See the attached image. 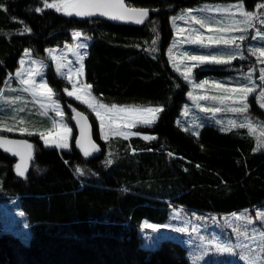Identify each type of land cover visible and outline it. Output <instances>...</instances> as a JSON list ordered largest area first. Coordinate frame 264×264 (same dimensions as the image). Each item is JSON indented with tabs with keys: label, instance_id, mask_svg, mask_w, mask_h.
Instances as JSON below:
<instances>
[{
	"label": "trees",
	"instance_id": "1",
	"mask_svg": "<svg viewBox=\"0 0 264 264\" xmlns=\"http://www.w3.org/2000/svg\"><path fill=\"white\" fill-rule=\"evenodd\" d=\"M126 1L129 7L151 10L143 24L67 16L43 7V0H0L7 9H0V92L26 50L45 60L48 48L63 47L80 32L91 38L84 81L100 103L162 108L155 123L135 130L154 139L102 141L94 114L64 96L59 87L65 80L49 63V84L69 116L75 109L89 117L99 152L84 156L75 145L76 130L70 151L45 148L40 133L51 121L36 115L25 125L32 135L0 130V137L35 146L24 177L15 172V160L0 151V206L23 213L20 224L27 223L33 233L25 243L12 231H0V264H191L187 248L176 240L144 248L143 222L165 224L178 208L216 215L264 208V148L254 150L262 133L231 127L210 114L196 135L182 127L189 86L173 68L168 49L175 37L173 17L199 0ZM220 1H242L249 11L264 4ZM25 27L30 31L24 32ZM208 67L214 72L221 66ZM261 109L253 98L247 115L253 127L264 122ZM11 119L0 116V124L19 123Z\"/></svg>",
	"mask_w": 264,
	"mask_h": 264
},
{
	"label": "rangeland",
	"instance_id": "2",
	"mask_svg": "<svg viewBox=\"0 0 264 264\" xmlns=\"http://www.w3.org/2000/svg\"><path fill=\"white\" fill-rule=\"evenodd\" d=\"M240 4L243 5L245 12H257L260 16V19H264V8H257L255 11H249L242 1L226 3L220 0H199V5H197L195 8H192V14L202 20H205V27L201 28L200 25L196 24L190 19H177L176 22L173 23L175 37L168 49V56L173 68L181 75V77L189 86V93H192V96H189L188 93L189 103L184 106L181 118L183 129L188 130L195 135L198 133V129L202 124V120L207 114H210L213 117H220L229 124L230 122H240V124H242L245 121L248 123L250 120L247 115L250 113L251 100L253 98L256 104L260 106V109L262 108L264 110V107L261 106L260 101V92L264 91V81L259 79V77L264 74L260 71L262 68H264V63L261 62L264 61V57L259 56V52H257L256 55H253V49L264 50V48L261 47L264 45V40H261L260 37L253 39L256 29H259L262 33H264V24H260L258 21H256L255 27H250L246 31H221L222 28L236 27L233 25V21H241L243 19L235 7L236 5ZM230 7L232 8L231 13L216 11V9ZM199 9L205 10L200 11ZM187 10L181 12L175 17L186 15ZM238 27L243 28L245 26L243 24H239ZM197 35H201L205 39V44H207V37L209 36L217 38L223 36L224 38H230L244 35L246 39L244 41L238 40V47L236 45L229 46L224 44L202 46L198 43L187 42L189 39H194ZM90 41L91 38L87 35L82 34L81 37L77 38L75 37L74 33L73 42L66 43L63 47L48 48L46 50L45 60L36 57L32 50H27V55L25 54V51L22 58L20 59V61L23 60L24 63L21 64L19 61V67L17 68L16 72L13 75H7L4 85L2 86L0 95H2L3 99H0V116H9L12 118L11 120L16 119L18 121L23 119V128H26L25 125L28 123L30 115H36L40 118V120H48V122L50 120L51 125L48 124V127L50 128L47 127L43 133L50 132L52 133L53 137L55 136L57 132V125L59 124L61 118L57 116L51 108H48L47 114H45V109L41 107V104H47V99L45 97L33 98L31 93L23 91L25 85L20 83L21 78H28L30 70L40 67L42 70V75L35 76L36 83L40 84L46 81L47 85L53 89L54 96L52 99L60 105V108L63 111V122L66 123L69 128H71L69 148L59 150L66 152L70 151L73 145L75 132V128L72 125L73 116L72 114L69 116L66 113L62 102L57 96L56 90L49 84L47 78V69L48 64L51 63L57 78L65 80V85L59 87V90L62 91L67 99H72L86 106L88 110L94 114L99 126V118L96 116V113L93 112L86 103H83L81 100H77L75 96L68 95V92L77 91L84 97V99H88L93 103L102 104L93 95L91 89L90 96L85 95V93L81 91L84 85H88L84 81L83 69L84 59L86 57V51ZM80 44H84L86 46L77 47ZM241 54L244 56L243 59L240 58ZM190 55L207 56L210 59L211 57H216L217 59L223 60H228L230 56L234 55L236 58L231 59L228 63H204L197 67H192V65L196 64L197 62L186 59V56ZM53 57L58 59H53ZM58 63L60 65L59 71L57 70ZM209 65H219L221 67L215 69L214 72H208ZM81 67L82 72L77 74V70L81 69ZM189 67L191 68V79L186 80L184 78V74ZM17 72H23V77H17ZM249 75H251V80L248 79ZM204 81H208L204 87H196V85L201 84ZM73 83H76V89H73ZM217 85H219V87H217ZM248 85H254L255 90L247 96V111L240 112L229 110L231 108L240 107V92L238 90ZM65 89H67V91H65ZM91 97H94L95 100L92 101ZM193 97H196V99H193ZM13 100H16V102L12 103ZM107 107L112 108L109 106ZM116 108L140 109L143 111L147 108L156 107ZM19 109H23V111H19ZM215 109H219V111H215ZM99 111L101 112V115L105 117L104 131L102 132L99 127L100 139L102 141H106L102 138L105 132L108 133V139L113 137L124 138L123 136L112 134L113 130L108 128V123L109 120L114 117H125L127 114L107 113L104 109H99ZM160 112L156 114L157 119L160 115ZM186 112L187 114H185ZM137 119H139V117H137ZM10 122L11 121H4L2 124H0V130L11 134L21 133L19 129L22 126L17 128L19 123H14V125H12ZM4 125H7V127H12L15 130L8 132L3 127ZM116 125H119V129L121 131L129 133L126 139L134 136H139L142 138L145 136L150 137L146 140L154 139L152 136L140 134L135 131L138 127L151 125L135 123L134 126L128 127L126 120L114 119L113 129H115ZM254 126L258 133H264L262 132L264 130V122H260ZM77 137L75 140L76 146H78ZM40 142L47 149L57 148L55 146L46 147L41 137ZM0 151L13 158L16 164L20 162L18 156L6 153L3 151V149H0ZM34 153L35 146L33 144L32 159L34 157ZM31 160L28 161V168L30 166ZM10 210L11 209L8 206H0V231H12L21 237L22 240H24L25 236H27V243H30L33 236L31 228L28 225L25 227V224H27L25 222L20 224L22 219L19 213H14ZM257 212H264V208L255 209L253 212L241 211L227 215L200 213L178 208L175 211H172L168 221L165 224L159 225L160 227L155 231L151 228L145 227V222L148 224L152 223H149L148 221L143 222L141 229L142 246L146 249L153 250L159 247L162 240L164 239L176 240L179 243L185 245L187 248V258L190 263L193 264V257L200 256L205 251V247L207 246L209 240H215L222 244L232 246L233 252L217 253L215 252L214 248H212L208 251L207 255H205L203 259L198 261V264H248L247 260L242 259V257L245 255L258 253L261 257H264V253L259 252V246L261 243H264V241L253 239L254 235L258 236L259 232L264 230L261 227V225H264V221L257 219L255 215ZM233 214H236V216L250 217L255 221V223L249 224L246 223L244 219H236ZM177 229H186V231H177ZM193 229H196V231H193ZM245 233H247V236L244 235ZM148 237L153 238L151 247L145 246L146 244L150 243V241L147 239Z\"/></svg>",
	"mask_w": 264,
	"mask_h": 264
},
{
	"label": "snow or ice",
	"instance_id": "3",
	"mask_svg": "<svg viewBox=\"0 0 264 264\" xmlns=\"http://www.w3.org/2000/svg\"><path fill=\"white\" fill-rule=\"evenodd\" d=\"M43 7L45 8H53L57 12H63L67 16H78V17H92V16H104L109 17L114 20H120V21H133L136 24H143L145 19L148 17V10L147 9H137L132 7H127L125 5V0H55L53 3H48L47 0H43ZM236 10L239 12L240 16L243 18L241 21H233V25L236 27H229V28H222L221 31H230V30H238V31H246L250 27H255V22L258 21L260 24H264V19H260V16L257 12H245L243 9V5H236ZM258 8H264V4H260L257 6ZM0 9H3L4 11H7L6 8L3 7V4H0ZM200 11H204L205 9H199ZM36 11H41L40 8H37ZM218 12H232V8H221L216 9ZM193 10L189 9L187 10L186 15H180L179 17H173V23L176 22L177 19L180 20H186L190 19L191 21H194L196 24L200 25L201 28L205 27L206 21L198 18L197 16L193 15ZM239 24H243L245 27L241 28L238 27ZM211 30V29H209ZM30 29L25 27L24 32H29ZM155 31V29H153ZM23 34V33H19ZM82 33L76 32L75 37L79 38L81 37ZM256 37H260L261 40H264V33H262L259 29H256L255 36H253V39ZM246 37L244 35H240L238 37H230V38H224L223 36L217 38L213 36L207 37V44H205V39L201 35H197L194 39H189L187 42L189 43H198L202 46H211L213 44L215 45H237V41H244ZM86 45L80 44L77 47H85ZM264 48V45L261 46ZM257 52H259V56L264 57V50L259 49H253V55H256ZM26 55L28 54L26 50ZM236 57L230 56L228 60L223 59H217L216 57H211V59L207 56H198V55H190L186 56V59L191 61H196L197 63L192 65V67H197L200 64L204 63H228L231 59H235ZM241 59L244 58V56L241 54ZM53 59H58L56 57H53ZM82 59V58H81ZM264 63V61H261ZM21 64L24 63L23 60L20 61ZM60 65L58 63L57 70L59 71ZM261 73H264V68H262ZM82 72L81 69L77 70V74H80ZM36 75H42V70L40 67H37L36 69L30 70L28 74V78H21L20 83L22 85H25L23 88V91L31 93L33 98L36 97H45L48 101L47 104H41V107L45 109V114H47V109L51 108L57 116L61 118L59 124L57 125V132L55 136H52V133H40L41 139L44 142V145L46 147L49 146H55L58 149H68L69 148V139L71 137V128L67 126L66 123L63 122V111L60 108V105L53 100L54 92L53 89L50 88L47 85V82H43L40 84H37L35 81ZM17 77H23V72H17ZM184 78L186 80L191 79V68H187L186 73L184 74ZM248 79L251 80V75L248 76ZM260 80L264 81V74H262L259 77ZM208 81H204L201 84L196 85V87H204ZM73 89L77 88L76 83L72 84ZM219 87V85H217ZM90 89L91 85H84L81 91L85 93V95L90 96ZM255 90L254 85H248L240 88L238 91L240 92V107L238 108H231L229 110L231 111H240V112H246L248 109V105L246 103L248 94L252 93ZM67 91V89H65ZM231 91V90H229ZM69 96H75L77 100H81L83 103H86L89 108L92 109L93 112L96 113V116L99 118V127L101 131L103 132L105 129V117L101 115V112L99 109H104L107 113H126L127 115L125 117H114L109 120L108 128L112 131V134L123 136L124 138H127L129 133L125 131H121L119 129V125L115 126V129H113V122L114 119H124L127 121V126L132 127L135 125V123H141L144 125H151L155 122L157 119V113L162 111L160 108H147L145 110L140 109H128V108H116V106H112V108H108L104 104H98L90 102L88 99H84L82 95H80L77 91H71L68 92ZM189 96H192V93H189ZM0 99H3L2 95H0ZM19 99V98H17ZM193 99H196V97H193ZM91 100L94 101L95 98L91 97ZM260 101L261 106L264 107V91L260 92ZM16 100H13L12 103H15ZM39 102V101H38ZM223 102V101H222ZM70 107V106H69ZM19 111H23V109H19ZM75 111V110H73ZM215 111H219V109H215ZM187 114V112L185 113ZM139 117V119H137ZM75 118L77 119V124H79V132L81 140L77 141V144L80 148L84 149L83 155L89 156L91 155L92 151L99 152V148L97 145H95L90 138V126L86 125V117H84L81 113L77 112L75 114ZM83 121V123H82ZM20 124H23L24 121L21 119L19 121ZM231 127H247L249 128L253 133L256 131L255 127H253V124L251 121L248 123H242L237 125L235 122H230ZM6 131L12 132L15 129L12 127H7V125L3 126ZM86 127L88 130L86 131ZM21 133L27 132L28 135H32V132H29L27 128L21 127L19 129ZM264 136V133L261 134ZM85 138H87V144L88 147H85V144L82 142ZM103 139H108V133L105 132ZM150 137L145 136L144 139H149ZM154 138V137H152ZM261 148H264V139H261L256 148L254 150L259 151ZM0 149H3L6 153H10L14 156H18L20 162L15 164V172L21 176L24 177L27 168H28V161L32 159V153H33V144L29 143L28 141H18L13 139H8L4 137H0ZM91 149V151H90ZM108 164H111L112 161L108 160ZM37 171H44L43 169H39L37 167ZM76 172L80 175H83V171L79 168L76 169ZM19 215L23 216V213H19ZM236 219H244L246 223H255L254 220H252L250 217L246 216H236V214H233ZM257 219L264 221V212H257L256 214ZM25 227H27V224H25ZM145 227L151 228L154 231L157 230L160 226L154 225V224H148L145 222ZM262 229H264V225H261ZM177 231H186V229H177ZM193 231H196V229H193ZM247 236V233L244 234ZM150 243L146 244V247H151L153 238L148 237L147 238ZM158 239V238H157ZM253 239H259L261 241H264V230L259 232V235L253 236ZM24 242H28V237L25 236ZM214 248L215 252L217 253H232L233 248L232 246L222 244L219 241L215 240H209L207 246L205 247V251L200 256L193 257V264H198V261L204 258L205 255H207L208 251L210 249ZM259 252L264 253V243H261L259 246ZM242 259L247 260L248 264H264V257H261L258 253L252 254V255H245L242 257Z\"/></svg>",
	"mask_w": 264,
	"mask_h": 264
},
{
	"label": "water",
	"instance_id": "4",
	"mask_svg": "<svg viewBox=\"0 0 264 264\" xmlns=\"http://www.w3.org/2000/svg\"><path fill=\"white\" fill-rule=\"evenodd\" d=\"M125 5L127 6V7H129L128 5H127V1L125 0ZM137 9H139V8H137ZM151 13V10H148V16H149V14ZM92 17H100V18H104V19H109V20H112V21H117V22H121V23H126V24H135V22H133V21H120V20H114V19H111V18H109V17H104V16H99V15H96V16H92ZM77 112H79V113H81L84 117H86V125L87 126H90V138H91V141L95 144V145H97L98 147H99V144L94 140V138H93V126H92V122H91V120L89 119V117L85 114V113H83L82 111H79V110H75V111H72V125L74 126V128H75V130H76V132H77V135H78V137H77V141L78 140H81V137H80V132H79V124H77V119L75 118V114L77 113ZM82 123H83V121H82ZM88 130V128L86 127V131ZM84 144H85V147H88V144H87V138H85L83 141H82ZM80 148V147H79ZM81 150H84V149H82V148H80ZM90 151H91V149H90ZM95 153V151H92L91 152V155L92 154H94Z\"/></svg>",
	"mask_w": 264,
	"mask_h": 264
},
{
	"label": "bare ground",
	"instance_id": "5",
	"mask_svg": "<svg viewBox=\"0 0 264 264\" xmlns=\"http://www.w3.org/2000/svg\"><path fill=\"white\" fill-rule=\"evenodd\" d=\"M75 110V109H74Z\"/></svg>",
	"mask_w": 264,
	"mask_h": 264
},
{
	"label": "crops",
	"instance_id": "6",
	"mask_svg": "<svg viewBox=\"0 0 264 264\" xmlns=\"http://www.w3.org/2000/svg\"><path fill=\"white\" fill-rule=\"evenodd\" d=\"M48 121V120H47Z\"/></svg>",
	"mask_w": 264,
	"mask_h": 264
}]
</instances>
